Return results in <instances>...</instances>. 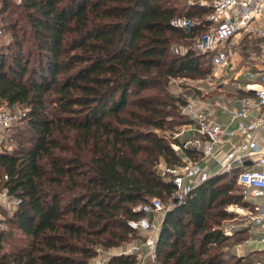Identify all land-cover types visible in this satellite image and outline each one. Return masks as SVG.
Returning <instances> with one entry per match:
<instances>
[{"label":"trees","instance_id":"1","mask_svg":"<svg viewBox=\"0 0 264 264\" xmlns=\"http://www.w3.org/2000/svg\"><path fill=\"white\" fill-rule=\"evenodd\" d=\"M20 1L0 0L1 13L21 11L0 50V111L23 107L27 129L12 153L0 149V190L21 200L9 223L26 242L10 245L14 232L0 230V264H92L97 247L135 238L128 221L150 198L170 206L158 264H254L230 253L247 239L228 243L251 231L226 235L220 227L233 218L226 206L255 211L239 170L212 176L181 204L160 170L180 161L173 135L189 122L171 80L211 75V55L191 48L213 8L187 0ZM177 16L197 24L175 28ZM175 45L188 51L176 54ZM132 256L109 264H136Z\"/></svg>","mask_w":264,"mask_h":264},{"label":"built area","instance_id":"2","mask_svg":"<svg viewBox=\"0 0 264 264\" xmlns=\"http://www.w3.org/2000/svg\"><path fill=\"white\" fill-rule=\"evenodd\" d=\"M207 5L213 8L207 18L210 26L191 49L200 54H210V64L214 69L243 76L245 88L251 92V96L242 98L240 107H224L229 119L226 125L213 119L212 111L205 112V109H209L207 105L202 106L195 99H190L182 108V114L189 122L173 135V139L180 143L176 146L180 161L176 165L165 166L163 172L175 186L176 203L181 204L198 185L212 176L239 170L237 183L243 194L250 200L260 199L259 203L254 204L255 214L251 216V222L260 229L259 243L264 249V148L259 141V134L264 131V0H213ZM196 24L181 16L171 20L173 27L186 31ZM241 35L255 36L260 41V56L251 58L255 62V72L241 64L243 57L236 43ZM187 51L180 47L173 48L176 54ZM25 115L10 110L0 111V132L15 125ZM226 145L229 149L224 152V159L218 161V170H211L204 164L205 160H218V153L223 152ZM250 160L260 168H250L247 165ZM20 204V199L9 195L7 190H0V206L8 210L10 216ZM169 208L158 198H150L134 208L140 217L128 221V226L137 233L148 235L144 246L146 253L152 257L151 262L143 264H158L156 242L162 221L157 225L155 220L159 215L164 217ZM224 232L231 235L232 228ZM109 262V258L97 255L92 264Z\"/></svg>","mask_w":264,"mask_h":264},{"label":"rangeland","instance_id":"3","mask_svg":"<svg viewBox=\"0 0 264 264\" xmlns=\"http://www.w3.org/2000/svg\"><path fill=\"white\" fill-rule=\"evenodd\" d=\"M184 2L183 0H179ZM213 0H187L186 3L189 5H207L210 4ZM20 0H13V3L16 5H20ZM208 6V5H207ZM2 4L0 3V50L5 51V45L12 42V36L8 29V24L10 22L14 23L17 19L21 18V11L15 9L16 12L9 16V12L1 13ZM13 9V8H11ZM21 31L26 29V24L20 23ZM236 43L239 45L238 47L242 49L243 58L245 62L249 60V58L258 57L261 54V49L259 47V41L255 36L241 35L236 39ZM248 44V49H244V46ZM175 47H180L176 46ZM183 48L184 47H180ZM243 63V61H242ZM241 63V64H242ZM253 65V66H252ZM255 62L252 64L244 65L249 71L255 72L254 68ZM211 69V75L206 79L200 80H189L185 78L173 79L170 82L169 92L171 95L175 97H181L186 100V104L190 99L198 101L200 104L207 105L206 107L209 109H205V112L208 113L210 111H214L217 109V104L222 101H231L237 98H243L242 94L244 90V84L246 81L243 76H240L236 72L223 71L219 69H214L211 65H208ZM185 104V105H186ZM183 108V107H182ZM0 109L2 106L0 105ZM15 114H23L26 110L23 107L15 106L10 109ZM182 111V110H181ZM27 123L26 121L19 120L12 127L0 132V149L7 148L9 153H12L16 147H18V137L22 136L23 131H26ZM161 135H166V133H160ZM165 166L161 165L160 170L162 173L163 168ZM230 179V178H228ZM237 189L235 193L240 194V189ZM243 194V191H242ZM244 201L250 204H256L260 202V199H249L244 194ZM169 205L168 202H164ZM227 211L233 215V218L227 219L222 222L221 229L226 230L232 228V234L236 232H240L242 230H250L252 233L253 224L251 222V216L255 214V211H251L252 207H246L242 203L239 205H229L226 206ZM10 214L8 210L4 209L0 206V230L11 231L14 232V236L8 237L10 245L14 244L15 246H21L26 242V238L21 236L13 226L9 223ZM163 219V215L157 216L155 223L158 225L161 223ZM252 234H239L235 236L228 243H234L238 239H247V241H242L231 247L230 253L237 258L244 257L245 263L254 262V264H264V254L261 250L249 251L251 244L247 243L252 239ZM148 235L136 233L135 238L130 242L122 245L118 248L113 249H105L103 247H97V255H102L109 258L110 260L113 257L133 255L132 257L136 259V264H143L147 262H151L152 257L148 253H146V248L144 243ZM19 239V241H17ZM246 243V244H245ZM245 244V245H244ZM6 246V251H11V246ZM244 245V248L242 246ZM225 251H228L226 249ZM93 262V260H92Z\"/></svg>","mask_w":264,"mask_h":264},{"label":"crops","instance_id":"4","mask_svg":"<svg viewBox=\"0 0 264 264\" xmlns=\"http://www.w3.org/2000/svg\"><path fill=\"white\" fill-rule=\"evenodd\" d=\"M239 49H241V48H239ZM241 55L243 57L242 49H241ZM252 63H254V61H252L251 57L246 62H245V60L243 58L242 65H248V64H252ZM244 90L247 91L246 88H245V85H244ZM241 99L242 98H237V99H234V100H231V101H228V102L227 101H222L221 103H219L218 106H217V109L212 111L213 119H215L217 122H219L221 124H224V125L228 124L229 119H228V116H227V114H226V112L224 110V107H226V106H228V107L229 106L230 107H240ZM259 141H260L261 146L264 148V131H262L259 134ZM228 149H229V146L226 145L224 147V149H223V152L218 153V155H217L218 156V160H214V159L213 160L212 159L207 160L206 159L204 164L209 166L211 170H214V171L218 170V168H219V162L218 161L224 159V152H226V150H228ZM247 165L250 168H254V169H259L260 168V167H258V165H256L251 160L247 161ZM260 235H261L260 229H258L255 226H253L252 227V239L247 242V243L251 244L249 251L261 250L263 252V254H264V249H263L262 245L259 243ZM244 245L242 246V248H244Z\"/></svg>","mask_w":264,"mask_h":264}]
</instances>
